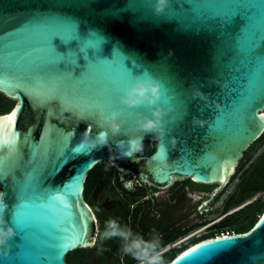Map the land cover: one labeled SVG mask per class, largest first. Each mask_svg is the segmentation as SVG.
Masks as SVG:
<instances>
[{"label": "water", "instance_id": "95a60500", "mask_svg": "<svg viewBox=\"0 0 264 264\" xmlns=\"http://www.w3.org/2000/svg\"><path fill=\"white\" fill-rule=\"evenodd\" d=\"M154 2L0 0V94L14 102L0 117L15 110L13 132L18 134L15 152L0 148L5 213L14 200L12 176L34 172L54 195L72 188L69 208L40 210L27 238L15 235L0 248V264H66V255L93 248L97 220L84 200V181L100 163L107 162L122 176L131 177L122 183L127 192L134 190V183L168 186L183 178L221 188L243 153L263 135L264 106L245 111L244 101L249 88L259 83L264 65L252 68L243 56L233 55L248 46L249 33L264 35V0H170L158 17L150 7ZM237 5L254 6L252 16L247 19L251 10H245L230 20L222 18ZM34 17L38 19L29 22ZM257 52L264 54V41ZM125 67L134 77L148 72L157 80L162 95L153 107L172 111L164 117L163 137L148 135L142 154L112 160L114 147L111 154L107 148L82 147L85 131L95 136L106 122L86 105L87 99L104 98L107 89L114 87L109 81H115L117 71ZM9 74L40 79L27 85L9 80ZM194 89L207 101L192 99ZM122 94L123 87L113 93L116 119L134 117L137 112L150 115L144 106L120 104ZM194 118L202 126H194ZM133 125L134 120H129L124 131L134 134ZM161 144L172 163L167 170L150 159ZM263 150L264 146L246 168ZM67 217L69 223L78 218L79 227L62 238ZM228 237L235 240L224 242L231 247L207 264H264V210L249 231ZM219 241H204L190 249ZM189 250L170 264H195V257L185 259Z\"/></svg>", "mask_w": 264, "mask_h": 264}, {"label": "flooded vegetation", "instance_id": "af4514ba", "mask_svg": "<svg viewBox=\"0 0 264 264\" xmlns=\"http://www.w3.org/2000/svg\"><path fill=\"white\" fill-rule=\"evenodd\" d=\"M155 146L153 143V151ZM263 146L264 138L252 144L221 188L220 184H201L183 178L174 179L168 186L134 183V190L127 192L122 183L131 177L122 176L113 166L106 169L95 179L87 200L84 199L97 220L91 248L94 251L88 253L91 264H136L131 257L122 256L120 242L116 239L105 241L103 251L100 250L98 236L109 218L118 219L145 237L152 230L158 232L168 263L201 242L244 234L264 198V192L249 196L257 184L264 181V150L246 166ZM95 190L98 191L94 201L90 195ZM79 256L84 260L82 253Z\"/></svg>", "mask_w": 264, "mask_h": 264}, {"label": "clouds", "instance_id": "9594fccd", "mask_svg": "<svg viewBox=\"0 0 264 264\" xmlns=\"http://www.w3.org/2000/svg\"><path fill=\"white\" fill-rule=\"evenodd\" d=\"M170 0H155L150 3L154 16H160L165 13ZM172 53L169 52V55ZM161 85L148 72L143 76L133 77L128 81L124 88L123 94L119 97V103L127 108L144 106L148 108L150 115H144L137 112L135 116H129L127 119H116V114L106 118L105 125L100 131L92 136L85 131L83 142L93 151H99L107 148L110 154L115 149V156H111L112 160L116 158L131 159L137 154L144 152V139L148 135L154 138L164 136V117L172 111V108L153 107L161 99ZM192 99L199 98L207 101V97L199 90L194 89L191 94ZM129 120H134L132 132L129 135L124 131V125ZM169 122H172L169 117ZM194 126H202L203 122L194 118L192 120ZM124 135L127 139H116L118 136ZM114 142V143H113ZM175 145V138L170 141ZM150 159L155 165L162 170L171 168L172 163L168 162L165 154L164 145H158L157 151L151 154ZM160 193H157L159 195ZM5 193L0 192V248H3L9 241L14 239L16 233L14 229L4 220V213L8 209V205L4 202ZM116 239L120 242V252L122 256L131 257L136 264H168L165 260V247L162 243L161 235L152 230L145 234L135 232L127 225L122 224L116 218H109L104 222L102 231L98 236L101 245L100 250L103 251V243L108 240ZM6 255V252L4 253Z\"/></svg>", "mask_w": 264, "mask_h": 264}, {"label": "snow or ice", "instance_id": "6c2138e0", "mask_svg": "<svg viewBox=\"0 0 264 264\" xmlns=\"http://www.w3.org/2000/svg\"><path fill=\"white\" fill-rule=\"evenodd\" d=\"M245 10H251V15L247 16L248 19L253 14L254 6L237 5L230 14H226L222 18L230 20L237 12L245 14ZM37 19V17H34L29 22ZM248 38V46L235 50L233 56H243L252 68H255L257 63L264 65V54L257 52L261 42L264 41V35L257 36L255 33H249ZM133 77L131 71L126 67L124 71L118 70L117 79L109 81V85H114V87L107 89V95L104 98L87 99L86 107L101 119L110 117L118 111L117 101L113 99V93L118 92L121 87L124 88L125 84ZM7 78L27 85H33L34 82L40 79L36 77L25 79L14 74H9ZM257 105L264 106V72L260 75L259 83L250 87L246 93L244 110L254 108ZM17 108H19V105H17ZM16 116L17 112L14 110L10 115L0 117V148H7L9 152H15L17 146L18 134L13 132ZM82 147L85 150L88 149L87 144H83ZM0 178H3L2 175H0ZM10 179L15 189L14 200L13 204L9 206V211L4 214V220L11 225L16 236L21 239H25L30 235L40 210L48 209L62 212L64 209L69 208L67 200H69L68 196L72 193L71 187L64 188L62 195H54L51 190L43 187L40 178L34 172L26 171L22 176H12ZM69 220L70 217H67L64 221L65 226L61 230L63 233L62 238L79 227L78 218L72 219L71 223H69ZM230 241L235 240L231 237H221L219 242H208L203 246H197L196 249H190L188 253H185V259L191 255L196 258L195 264H207L210 259L228 250L231 245L224 244V242ZM215 244H223V247H211Z\"/></svg>", "mask_w": 264, "mask_h": 264}, {"label": "trees", "instance_id": "16d2710c", "mask_svg": "<svg viewBox=\"0 0 264 264\" xmlns=\"http://www.w3.org/2000/svg\"><path fill=\"white\" fill-rule=\"evenodd\" d=\"M0 115L6 114L10 111V109L12 108V106L14 105L13 101L8 100L7 98H5L3 95L0 94ZM264 138V133L263 135L260 137L259 140ZM258 140V141H259ZM104 171H106V165L103 163L98 164L96 167H94V169H92L86 176V179L84 181V199L87 200L88 195L91 192V189L94 187V181H91L90 177L91 175L94 173L95 175V179L97 177H99L100 175L104 174ZM256 192H264V181L261 182L260 184H257V186L255 187V189L253 190V192L249 195V196H253ZM248 198V197H246ZM245 198V199H246ZM244 199V200H245ZM264 208V203L262 201L259 202L258 208L256 210V217L254 216L252 223L250 224V226L248 227L249 229L246 230L245 232L249 231L253 225L256 223V221L258 220V216L261 215V211ZM244 232V233H245ZM83 251H87V252H93L94 249H88V250H77L74 253H79L78 255L75 256V259H71L68 255H66L65 257V263L66 264H90V263H86L84 260H82L80 258V254ZM97 264H102V263H97Z\"/></svg>", "mask_w": 264, "mask_h": 264}, {"label": "rangeland", "instance_id": "374dc122", "mask_svg": "<svg viewBox=\"0 0 264 264\" xmlns=\"http://www.w3.org/2000/svg\"><path fill=\"white\" fill-rule=\"evenodd\" d=\"M1 103V102H0ZM103 164H105L106 165V169H109V168H111L112 166L111 165H109L107 162H103ZM95 174L93 173L92 175H91V177H90V179H91V181H94L95 180V176H94ZM97 191L98 190H95L94 192L92 191V193H91V199L92 200H96V197H97ZM261 201L264 203V198H262L261 199ZM188 250V249H187ZM187 250H185V251H187ZM184 251V252H185ZM184 252H182V253H184ZM82 253V255H83V257H84V260H85V262L86 263H90L91 264V257L88 255V253L89 252H87V251H83V252H81ZM181 253V254H182ZM79 253H74V252H72V253H70V254H68V256L71 258V259H75V256L76 255H78ZM181 254H179L178 256H180ZM177 258V257H176ZM175 258V259H176ZM175 259H173L171 262H173ZM170 262V263H171ZM170 263H168V264H170Z\"/></svg>", "mask_w": 264, "mask_h": 264}]
</instances>
